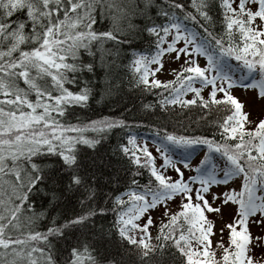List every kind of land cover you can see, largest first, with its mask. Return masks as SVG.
Returning <instances> with one entry per match:
<instances>
[{
	"label": "snow or ice",
	"instance_id": "snow-or-ice-1",
	"mask_svg": "<svg viewBox=\"0 0 264 264\" xmlns=\"http://www.w3.org/2000/svg\"><path fill=\"white\" fill-rule=\"evenodd\" d=\"M140 36L144 50L121 46ZM89 57L108 98L126 58L133 119L76 115ZM253 227L264 229V0H0V264H117L104 254L116 243L149 264H264Z\"/></svg>",
	"mask_w": 264,
	"mask_h": 264
},
{
	"label": "trees",
	"instance_id": "trees-1",
	"mask_svg": "<svg viewBox=\"0 0 264 264\" xmlns=\"http://www.w3.org/2000/svg\"><path fill=\"white\" fill-rule=\"evenodd\" d=\"M157 2L162 4L163 0H157ZM152 14L155 15V8L152 9ZM143 22L144 21L142 18L137 17L135 19V23L142 24ZM146 44H147V41L144 39L143 36H140L135 39L129 40L126 44H123L121 46L125 49V51H131L133 49L144 50ZM129 45L131 47H129ZM85 63H93L94 65H96V67H95V71L85 70L82 73H79V72L77 73V80L80 83L74 86V90H78L82 86H87V88L89 89L90 99L85 105L76 109V115L80 118H84L87 115L92 114V113H102V114L107 115L109 113L117 112L120 115L127 116L129 119H133L138 113L128 110L132 106L128 105L127 108H122L121 106L122 104L127 103V97H128V92L124 90V88L126 87V82L128 78V69L124 67V64L127 63L126 58L121 57V63H119V67L117 69V75L123 81V83L121 84L120 95H116L111 98L101 96L100 78H101L102 73H100V67L98 63L91 57H89L85 61ZM149 98L151 99V97ZM115 142H116L115 137L111 138L100 149V154H103L104 156L111 159L109 154L111 151V147L113 144H115ZM149 143H151V141H149ZM91 159H95V157H91ZM84 164L87 170L91 172L92 168L89 166L88 158L84 160ZM96 171L102 172L104 176H108L111 174L112 169L110 168L96 169ZM97 182L104 186L103 187L104 191L109 190L110 186L104 184L102 175L97 176ZM36 203L39 206L43 204L44 201L37 200ZM71 203L75 206V208L79 207V205L76 203V198H73ZM97 203H102V201H97ZM111 220H112L111 213H109V215L107 216L108 223H106L105 219L98 217L96 220L90 223L88 235L89 236L91 235V233L95 230L96 225L104 224L106 227L110 226ZM104 254L115 259L117 261V264H149L147 260H143V261L140 260V258L137 256L136 250L131 248V246H128L127 244L116 243L113 246H108L105 248Z\"/></svg>",
	"mask_w": 264,
	"mask_h": 264
},
{
	"label": "rangeland",
	"instance_id": "rangeland-1",
	"mask_svg": "<svg viewBox=\"0 0 264 264\" xmlns=\"http://www.w3.org/2000/svg\"><path fill=\"white\" fill-rule=\"evenodd\" d=\"M241 99L242 100L244 99V96L242 94H241ZM217 216H219V214H217ZM229 216H230V213L228 211H226L225 214H224L223 219H217V221H216L217 228H219L222 224L227 222L228 219H229ZM251 232H252L253 236H257V235H260V234L264 233V229L253 227V228H251ZM254 243H255V241H254ZM260 255H261L260 248L257 247L256 248V257L259 259Z\"/></svg>",
	"mask_w": 264,
	"mask_h": 264
}]
</instances>
